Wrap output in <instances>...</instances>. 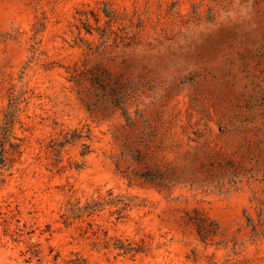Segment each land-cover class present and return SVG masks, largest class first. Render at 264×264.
<instances>
[{"label":"rangeland","instance_id":"1","mask_svg":"<svg viewBox=\"0 0 264 264\" xmlns=\"http://www.w3.org/2000/svg\"><path fill=\"white\" fill-rule=\"evenodd\" d=\"M0 264H264V0H0Z\"/></svg>","mask_w":264,"mask_h":264},{"label":"trees","instance_id":"2","mask_svg":"<svg viewBox=\"0 0 264 264\" xmlns=\"http://www.w3.org/2000/svg\"><path fill=\"white\" fill-rule=\"evenodd\" d=\"M15 113V104L12 100H10L7 106V112H5L0 126V169L8 168L6 150L4 148V145L8 143L12 124L15 119Z\"/></svg>","mask_w":264,"mask_h":264}]
</instances>
